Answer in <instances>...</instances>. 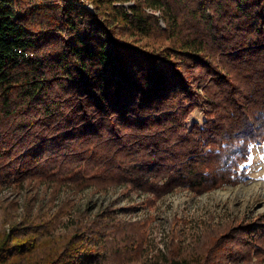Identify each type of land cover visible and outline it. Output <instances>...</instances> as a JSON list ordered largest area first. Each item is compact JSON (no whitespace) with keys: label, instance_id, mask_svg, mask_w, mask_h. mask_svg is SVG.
<instances>
[{"label":"trees","instance_id":"1","mask_svg":"<svg viewBox=\"0 0 264 264\" xmlns=\"http://www.w3.org/2000/svg\"><path fill=\"white\" fill-rule=\"evenodd\" d=\"M87 1L93 12L0 0V187L124 185L152 203L238 184L264 143V0ZM196 109L204 123L187 126ZM51 229L40 246L1 234L0 264H125L145 251L143 220L110 207L48 246ZM198 233L147 264H264V214Z\"/></svg>","mask_w":264,"mask_h":264},{"label":"rangeland","instance_id":"2","mask_svg":"<svg viewBox=\"0 0 264 264\" xmlns=\"http://www.w3.org/2000/svg\"><path fill=\"white\" fill-rule=\"evenodd\" d=\"M82 5L94 11L87 0H83ZM155 14L158 15V12ZM160 25L165 27L162 21ZM145 41L154 48L161 45L153 39ZM204 121L203 111L196 109L189 115L186 124L190 126L198 122L202 125ZM250 152L245 163V176L238 184H224L201 194L178 187L152 203L149 200L151 194L124 185L107 188L92 185L77 189L40 183L24 184L22 187L5 183L0 187V236L3 233L16 234L14 241L31 238L36 246H40L46 240L40 239L44 234L41 231L48 224L52 226L50 235H47V240L50 239L47 245L50 246L52 242L60 243V234L71 230L79 220H90L110 207L121 221L143 220L145 223V251L139 258L125 264H147L156 253L167 248L171 239L185 246L203 228L232 218L252 219L264 214V143L253 144ZM237 172L240 174L241 168Z\"/></svg>","mask_w":264,"mask_h":264},{"label":"bare ground","instance_id":"3","mask_svg":"<svg viewBox=\"0 0 264 264\" xmlns=\"http://www.w3.org/2000/svg\"><path fill=\"white\" fill-rule=\"evenodd\" d=\"M250 189V188H249Z\"/></svg>","mask_w":264,"mask_h":264}]
</instances>
